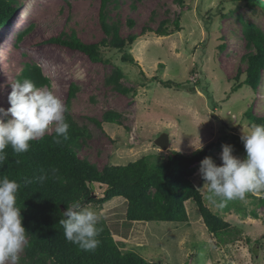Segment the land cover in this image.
<instances>
[{
  "label": "rangeland",
  "instance_id": "rangeland-1",
  "mask_svg": "<svg viewBox=\"0 0 264 264\" xmlns=\"http://www.w3.org/2000/svg\"><path fill=\"white\" fill-rule=\"evenodd\" d=\"M12 1L18 10L11 24L0 30V107H10L7 97L22 68L36 65L50 83L42 89L52 91L63 104L70 86L75 87L69 115L85 133L77 142V156L98 171L146 155L166 159L174 151L191 154L199 141L213 144L217 166L222 145H231L234 156L244 157L240 136L251 125L246 112L264 117V70L255 91L244 85L231 90L245 78V27L253 26L264 36L262 6L251 8L244 0H117L108 22L119 21L121 39L139 35L144 28L152 33L139 36L124 51L134 63L122 62L124 52L112 47L100 48L101 61L93 63L50 40L71 33L88 44L109 39L99 19L100 0ZM177 17L178 32L173 31ZM162 21L173 31L169 36L153 32ZM239 70L242 75L237 77ZM115 71L120 73L117 84L111 80ZM160 81L186 88L166 89ZM109 112L120 116V125L102 122ZM162 134L168 136L166 151L155 145ZM189 180L204 205L236 234L213 237L191 202L185 203L187 223H128L122 199L85 206L121 240L122 252L132 251L151 264H264V190L246 193L243 200L213 203L199 169ZM104 189L95 185L97 198ZM24 259L23 251L19 264H25Z\"/></svg>",
  "mask_w": 264,
  "mask_h": 264
},
{
  "label": "trees",
  "instance_id": "trees-1",
  "mask_svg": "<svg viewBox=\"0 0 264 264\" xmlns=\"http://www.w3.org/2000/svg\"><path fill=\"white\" fill-rule=\"evenodd\" d=\"M244 1L248 7L260 5L264 8V0ZM117 2L100 0L99 19L109 39L88 44L79 41L71 33L60 34L50 42L79 51L93 63L101 61L100 48L112 47L120 52L130 50L139 36L152 33V30L144 28L139 35L131 34L121 39L118 36L119 21L108 22L110 12L117 8ZM17 10L14 1L0 0V30L11 24ZM126 24L129 28L133 27L130 19ZM166 24L162 21L153 32L158 36H169L173 31H179L178 17L173 21V31ZM21 36H18V40ZM243 38L247 49L242 57L246 63L243 72L245 78L243 83L232 87V92H237L241 85L253 91L261 85L264 36L257 28L247 25ZM121 60L134 63L129 53L125 52ZM241 75L239 70L237 77ZM119 77L120 73L115 71L111 76L112 82L117 84ZM24 78L31 80L37 88L50 85L36 65L26 64L16 81ZM160 85L166 89L186 88L184 84L172 81H160ZM121 92L125 90L122 89ZM74 95L75 87L71 85L64 104L68 109L65 113L66 122L69 124L67 139L60 137V142L55 143L53 130L31 141L30 149L26 153L17 155L11 148H7V159L0 164V176H7L21 185L17 193V206L21 209L22 227L28 234V244L24 249L25 264H151L132 251L122 252L121 240L111 234L102 220L98 224L102 229L98 236L100 243L94 250L86 252L68 242L59 220L62 219V212L73 202H79L82 206L104 205L112 199H122L126 202L125 220L128 223H187L185 203L191 202L195 205L206 231L213 237L236 234V230L229 223L204 205L202 195L189 180L204 158L213 160L212 143L191 154L174 151L166 159L146 155L126 165L105 166L98 171L94 165L77 156V142L85 133L77 128L69 115ZM245 116L251 124H264V117L253 116L249 109ZM119 119V115L109 112L103 115L102 122L120 125ZM91 121L101 126L100 122L94 119ZM41 175L46 176L43 182L37 179ZM95 185L105 186L98 198L94 194Z\"/></svg>",
  "mask_w": 264,
  "mask_h": 264
},
{
  "label": "clouds",
  "instance_id": "clouds-1",
  "mask_svg": "<svg viewBox=\"0 0 264 264\" xmlns=\"http://www.w3.org/2000/svg\"><path fill=\"white\" fill-rule=\"evenodd\" d=\"M10 107H0V164L7 159L6 149L14 154L26 153L30 142L42 137L54 126V142L67 139L69 124L67 107L50 90L37 88L24 78L11 85L8 97ZM244 147L243 158L233 155L231 145H222L221 164L204 158L199 174L207 189V198L215 203L245 198V194L264 190V124H251L240 136ZM204 145L199 141L196 151ZM40 182L46 176L37 177ZM31 183V181H26ZM21 185L7 176H0V264H19L28 244V234L22 227L21 209L17 206V193ZM100 217L90 206L73 202L62 212L59 224L68 242L83 251H92L100 243L98 227Z\"/></svg>",
  "mask_w": 264,
  "mask_h": 264
},
{
  "label": "water",
  "instance_id": "water-1",
  "mask_svg": "<svg viewBox=\"0 0 264 264\" xmlns=\"http://www.w3.org/2000/svg\"><path fill=\"white\" fill-rule=\"evenodd\" d=\"M155 145L162 151H166L169 146L168 136L165 134L160 135L155 140Z\"/></svg>",
  "mask_w": 264,
  "mask_h": 264
}]
</instances>
